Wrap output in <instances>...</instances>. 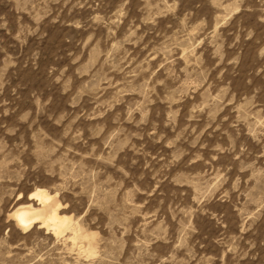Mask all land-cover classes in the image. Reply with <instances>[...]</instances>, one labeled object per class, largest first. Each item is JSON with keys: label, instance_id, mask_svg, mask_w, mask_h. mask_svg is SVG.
Masks as SVG:
<instances>
[{"label": "rangeland", "instance_id": "1", "mask_svg": "<svg viewBox=\"0 0 264 264\" xmlns=\"http://www.w3.org/2000/svg\"><path fill=\"white\" fill-rule=\"evenodd\" d=\"M0 264H264V0H0Z\"/></svg>", "mask_w": 264, "mask_h": 264}, {"label": "bare ground", "instance_id": "2", "mask_svg": "<svg viewBox=\"0 0 264 264\" xmlns=\"http://www.w3.org/2000/svg\"><path fill=\"white\" fill-rule=\"evenodd\" d=\"M37 201L38 207H35L32 203L20 204L16 206L10 216L13 217L18 225L24 229H28L33 223H38L39 228H45L46 231L56 237L68 233L73 243L80 239H89L88 233H84L79 228L77 222H75L71 216L61 214L59 212L61 203L57 198V194H51L49 191L43 188H37L30 195ZM87 252L93 253L92 244L89 243Z\"/></svg>", "mask_w": 264, "mask_h": 264}]
</instances>
